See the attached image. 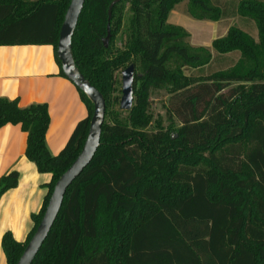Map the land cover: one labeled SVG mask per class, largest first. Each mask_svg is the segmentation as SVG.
<instances>
[{"label": "trees", "instance_id": "obj_1", "mask_svg": "<svg viewBox=\"0 0 264 264\" xmlns=\"http://www.w3.org/2000/svg\"><path fill=\"white\" fill-rule=\"evenodd\" d=\"M112 1L85 0L71 41L77 68L105 99L100 143L66 188L31 264H264V0H119L104 47ZM181 2L185 15L233 18L241 26L213 39L214 52L193 46L184 27L168 22ZM69 3L0 0V45H52L65 76L56 51ZM233 51L239 56L230 65L208 70ZM130 64L132 106L114 110L117 74ZM188 68L198 74H186ZM160 89L169 95L170 122L149 130L148 101ZM77 90L87 116L57 154L45 141L47 104L20 107L0 97V127L20 124L26 158L51 174L25 240L10 231L2 236L7 264L18 261L55 182L86 139L93 104ZM18 178L17 170L0 177V197Z\"/></svg>", "mask_w": 264, "mask_h": 264}, {"label": "crops", "instance_id": "obj_2", "mask_svg": "<svg viewBox=\"0 0 264 264\" xmlns=\"http://www.w3.org/2000/svg\"><path fill=\"white\" fill-rule=\"evenodd\" d=\"M170 19L187 30L183 14L169 13L172 23ZM0 97L17 99L20 107L47 104L50 122L45 141L52 154L64 147L76 124L87 116L77 87L60 75L53 47L48 44L0 45ZM26 139L20 124L0 127V177L12 170L19 173L17 186L0 197V264H7L1 247L4 232L25 240L33 226L32 214L41 208L51 179L50 173L39 172L26 158Z\"/></svg>", "mask_w": 264, "mask_h": 264}, {"label": "water", "instance_id": "obj_3", "mask_svg": "<svg viewBox=\"0 0 264 264\" xmlns=\"http://www.w3.org/2000/svg\"><path fill=\"white\" fill-rule=\"evenodd\" d=\"M84 1L85 0H70L60 26L56 53L60 60L64 75L71 80L93 104V112L89 122L88 133L77 157L55 182L43 216L16 264H31L59 212L66 188L90 162L100 143L101 129L105 116V99L102 93L98 91L77 68L73 59L71 47L72 35L77 26ZM118 1L119 0H113L108 8L107 34L103 38L104 47L108 46L110 39L109 19L111 16V7ZM133 82L134 65L130 64L121 71V97L119 100V108L121 110H129L132 106ZM173 137H175V135H173Z\"/></svg>", "mask_w": 264, "mask_h": 264}, {"label": "rangeland", "instance_id": "obj_4", "mask_svg": "<svg viewBox=\"0 0 264 264\" xmlns=\"http://www.w3.org/2000/svg\"><path fill=\"white\" fill-rule=\"evenodd\" d=\"M184 3H178L175 8L170 12L172 14L181 13L183 14V17L186 18L184 26L187 28L189 32V43L193 46H205L208 47L212 52L214 50L211 48V41L215 39L216 37H220L226 34V30L231 25L241 26L238 23L241 24V22L237 21L238 19L233 18H225L220 19L221 21H213V20H198L193 17H190L188 15H185L182 11L184 10ZM172 17V16H170ZM170 22L175 23L176 21L173 19H170ZM255 29H253V35H255ZM252 34V33H251ZM120 45V43H118ZM239 56V51H233L230 54L224 55L223 58H215L212 63L210 64V67H208V70H215L218 68H224L231 64L233 61L232 59H236ZM186 74H198V70L195 69H186ZM117 78L120 82V88H121V73L117 74ZM115 96L121 97V92L116 91ZM169 95L164 89L160 90H154L151 92L150 98H149V113L151 115V122L148 127L149 130H155L156 128V122L159 120L161 121V125L164 127H167L169 122L166 119V109L165 106L167 104ZM120 98L118 99V101ZM114 110L119 109V105L116 104L114 107ZM121 116H126V114L123 112H118ZM175 125H178L177 121H174Z\"/></svg>", "mask_w": 264, "mask_h": 264}]
</instances>
